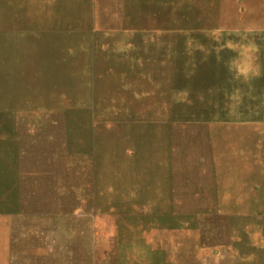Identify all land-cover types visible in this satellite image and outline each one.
<instances>
[{
	"label": "rangeland",
	"instance_id": "1",
	"mask_svg": "<svg viewBox=\"0 0 264 264\" xmlns=\"http://www.w3.org/2000/svg\"><path fill=\"white\" fill-rule=\"evenodd\" d=\"M0 264H264V0H0Z\"/></svg>",
	"mask_w": 264,
	"mask_h": 264
},
{
	"label": "crops",
	"instance_id": "2",
	"mask_svg": "<svg viewBox=\"0 0 264 264\" xmlns=\"http://www.w3.org/2000/svg\"><path fill=\"white\" fill-rule=\"evenodd\" d=\"M154 29H158V28H154ZM160 29V37L156 38V39H159V40H163V35H164V39L167 40L168 38V29H164V28H159ZM145 28L143 27H132V28H129L128 30V34H131V38L129 37V43H131L132 39L133 38H138L139 41L141 43H136V44H144L146 45L145 43H152V39L150 37L147 36L148 32L147 31H144ZM143 42V43H142ZM132 46L133 44H130V48L132 49ZM135 47H137L138 45H134ZM86 61V59L84 58H81L80 62L84 63ZM166 67H167V63H166ZM86 99L87 97L84 98V101H83V105H86ZM252 105H254V108L253 111L254 112H257V109L259 106H261L260 103H257V102H254Z\"/></svg>",
	"mask_w": 264,
	"mask_h": 264
}]
</instances>
